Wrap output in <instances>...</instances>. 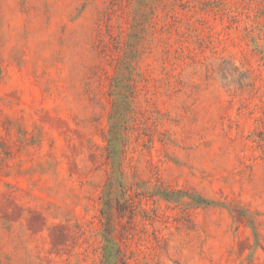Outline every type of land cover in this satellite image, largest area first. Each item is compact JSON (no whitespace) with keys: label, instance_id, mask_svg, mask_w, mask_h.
<instances>
[{"label":"rangeland","instance_id":"1","mask_svg":"<svg viewBox=\"0 0 264 264\" xmlns=\"http://www.w3.org/2000/svg\"><path fill=\"white\" fill-rule=\"evenodd\" d=\"M0 264H264V0H0Z\"/></svg>","mask_w":264,"mask_h":264}]
</instances>
